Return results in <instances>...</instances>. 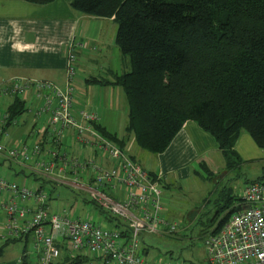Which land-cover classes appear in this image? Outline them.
I'll list each match as a JSON object with an SVG mask.
<instances>
[{
    "label": "trees",
    "instance_id": "obj_1",
    "mask_svg": "<svg viewBox=\"0 0 264 264\" xmlns=\"http://www.w3.org/2000/svg\"><path fill=\"white\" fill-rule=\"evenodd\" d=\"M68 1L85 15L114 20V44L128 62L127 71L111 80L85 79L88 84L118 85L125 95V135L94 124L102 136L123 149L132 136L141 151L155 155L168 148L186 121H195L216 141L230 171L242 162L235 145L243 132L264 149V0ZM12 99L5 126L25 112V102ZM36 180L42 189L44 182L57 184L44 176ZM239 201L230 189L223 190L214 201L209 223L201 222L199 235L216 232L230 213L242 208ZM104 219L119 226L113 215L106 213ZM20 239L8 238L0 255L3 246ZM26 258L24 250L20 263L29 264ZM71 258L73 264L87 262L86 256Z\"/></svg>",
    "mask_w": 264,
    "mask_h": 264
},
{
    "label": "built area",
    "instance_id": "obj_2",
    "mask_svg": "<svg viewBox=\"0 0 264 264\" xmlns=\"http://www.w3.org/2000/svg\"><path fill=\"white\" fill-rule=\"evenodd\" d=\"M74 54L72 49L66 54L64 88L48 80L13 78L0 84V96L20 98L34 89L38 104L35 113L45 115L53 142H59L70 130L85 151L83 158L58 148L43 153L38 143L16 148L0 146V153L25 163L35 156L40 174L54 175L56 170L54 183L65 182L84 191L106 213L115 216L119 226L105 228L85 218L71 217L64 209L54 212L48 207L44 188H29L0 175V194H10L4 203L0 202L7 228L6 234L0 233V240L29 233L31 248L37 253L35 264L57 263L62 252L60 244L72 256H86L87 264H95L96 260L103 264H157L145 257L142 243L146 234L177 232L178 223L164 216L159 176H151L125 149L102 136L94 126L98 123L96 113L79 110V119L75 118ZM5 119L6 114L0 118L2 133ZM241 191L242 208L230 213L216 232L204 236L207 264H264V183L250 181Z\"/></svg>",
    "mask_w": 264,
    "mask_h": 264
},
{
    "label": "crops",
    "instance_id": "obj_3",
    "mask_svg": "<svg viewBox=\"0 0 264 264\" xmlns=\"http://www.w3.org/2000/svg\"><path fill=\"white\" fill-rule=\"evenodd\" d=\"M68 3V0H53L48 4H33L25 0H0V84L19 78L48 80L64 88L66 54L72 49L77 58L76 78L72 79L75 87L72 104L75 118L79 119L77 114L79 110L94 112L98 123L105 127L106 131L114 133L112 123L118 120L119 115L114 111L116 95L122 96L123 89H118V85L113 86V84H88L85 79L97 77L101 80H111L114 74L127 71V59L121 56L117 45L114 44L116 23L111 18L85 15L72 9ZM78 68L83 76L77 75ZM33 93H35L34 89H29L20 97L25 102L26 114L18 116L9 126L3 125L4 132H0V137L2 140L5 139V143L1 145L0 142V146L15 148L24 143L27 146L38 143L43 153L58 148L77 154L79 159L83 158L85 151L80 144H77L70 130L62 134L59 142H53L47 132L45 115L39 117L35 113L38 104ZM12 101L10 96H0V118L6 114V108ZM106 105L113 107L114 110L105 108ZM197 125L195 121H186L163 152L155 155L137 152V155L148 163L146 170L154 176H159L162 184L168 186L172 178L182 179L197 174V168H200L201 164L212 172L211 165L215 163V158L223 156L212 136ZM10 127L12 130L9 129L8 133L7 129ZM258 148L247 133L243 132L238 136L235 151L242 160L256 159L264 155ZM46 156L44 155L43 158ZM36 160L37 158L33 156L29 163L13 161L4 153H0V175L13 180L16 184L26 185L30 179L36 180L39 176H44L55 184L53 181L56 170L52 172L55 173L54 175L40 174ZM31 172L35 175L30 174ZM59 174L65 177L63 173ZM36 184L38 185L39 182ZM9 195L1 193L0 202L4 203ZM26 203L29 206L32 204L28 201ZM5 227V219L1 213V234H6ZM19 239L20 241L16 240L2 247L0 264H21L24 250L27 263H36L37 253L31 248L30 234L21 235ZM25 240L27 245L24 247ZM5 242L6 240L1 239L0 246ZM16 242L20 244L8 247ZM59 248L62 252L55 264H73L72 254H69L67 248L61 244ZM95 264L103 263L96 260Z\"/></svg>",
    "mask_w": 264,
    "mask_h": 264
},
{
    "label": "rangeland",
    "instance_id": "obj_4",
    "mask_svg": "<svg viewBox=\"0 0 264 264\" xmlns=\"http://www.w3.org/2000/svg\"><path fill=\"white\" fill-rule=\"evenodd\" d=\"M79 69L77 75L83 76L82 71ZM118 87V89H121L120 86ZM116 99L115 110L109 105H106L105 108H110V110L119 113L118 120L116 119L115 123H112V130L121 137L126 133L124 132L127 122L126 99L124 94L122 96L116 95ZM11 127L7 129L8 133L10 132L9 129L12 130ZM133 140L131 136L125 142L124 149L127 155H134L140 166L147 169L148 163L144 158L137 155V152L140 151L141 154L148 152L141 151ZM0 142L3 145L5 139L2 140L0 137ZM258 150L264 153V149L258 148ZM219 158L220 160H218ZM219 158H215V163L211 165L214 174H208L204 168L200 167L197 168V174L182 179L172 178L168 186L162 184L161 194L163 196V207L165 208L164 216L169 221H176L178 227L177 232L171 234L169 232H164L159 236L146 234L142 245L146 253L145 257L150 261L157 262V264H207L206 249L203 243L204 237L200 236L199 232L203 223H209V216L214 210V201L225 189H230L232 194L234 193L240 197L241 189L248 182L258 181V179L264 182V155L256 159H244L232 171L224 166L223 156ZM36 182L40 183V180L30 179L26 186L29 188L36 187L38 186ZM42 186L47 193L50 210L55 212L64 209L71 217L85 218L97 222L105 228L112 226L109 221L104 219L106 209L97 206V203L93 202L91 197L84 191H79L73 186L65 184V182L55 185L44 182ZM201 222L203 223L201 224ZM190 232L193 233L190 234ZM15 244L19 245L20 243H12L8 247ZM18 248L20 247L18 246Z\"/></svg>",
    "mask_w": 264,
    "mask_h": 264
}]
</instances>
